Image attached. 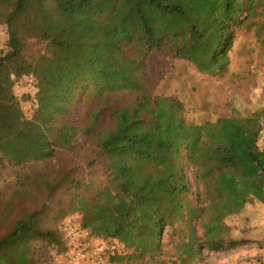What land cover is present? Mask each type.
I'll use <instances>...</instances> for the list:
<instances>
[{"label": "trees", "instance_id": "obj_1", "mask_svg": "<svg viewBox=\"0 0 264 264\" xmlns=\"http://www.w3.org/2000/svg\"><path fill=\"white\" fill-rule=\"evenodd\" d=\"M28 1L0 0V163L23 165L0 190V264H37L42 245L63 256L71 216L122 244L118 264H204L248 245L227 218L264 204V108L197 122L157 92L148 60L226 76L238 34H264V0H56L60 16L24 40ZM29 75L36 106L15 125L13 80Z\"/></svg>", "mask_w": 264, "mask_h": 264}, {"label": "rangeland", "instance_id": "obj_2", "mask_svg": "<svg viewBox=\"0 0 264 264\" xmlns=\"http://www.w3.org/2000/svg\"><path fill=\"white\" fill-rule=\"evenodd\" d=\"M55 2L29 0L26 3L17 22L22 39L38 37L43 26L42 29L60 16ZM44 15L48 19L46 26L42 20ZM230 57V69L224 77L202 74L189 61L176 59L169 52L152 53L148 60V72L159 78L157 92L183 100L188 107V115L197 122L205 119L200 113L202 109L214 114L229 115L236 111L250 115L264 108V34L258 38L253 32L242 30L230 51ZM13 81L12 101L20 113V122L12 120L18 125L29 120L32 108L30 99L24 97L26 84L19 86L20 79ZM22 167L0 163V190L17 177ZM227 222L232 232H243L252 241L236 250L207 253L204 264H264V204L254 198L241 213L229 216ZM54 256L55 253L47 245H42L37 254V264H55Z\"/></svg>", "mask_w": 264, "mask_h": 264}, {"label": "built area", "instance_id": "obj_3", "mask_svg": "<svg viewBox=\"0 0 264 264\" xmlns=\"http://www.w3.org/2000/svg\"><path fill=\"white\" fill-rule=\"evenodd\" d=\"M19 82V86L26 84L25 94L32 97L29 105L33 110L36 106L34 78L29 75ZM257 145L259 149H264V126L258 131ZM63 230L67 251L63 256L55 254V264H118L115 259L123 253V246L117 239L93 234L81 225L78 216L67 218L63 222Z\"/></svg>", "mask_w": 264, "mask_h": 264}]
</instances>
